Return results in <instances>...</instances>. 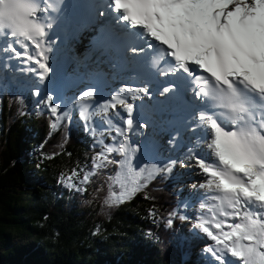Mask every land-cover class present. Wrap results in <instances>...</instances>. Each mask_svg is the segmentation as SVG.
Listing matches in <instances>:
<instances>
[{
	"label": "snow or ice",
	"instance_id": "snow-or-ice-1",
	"mask_svg": "<svg viewBox=\"0 0 264 264\" xmlns=\"http://www.w3.org/2000/svg\"><path fill=\"white\" fill-rule=\"evenodd\" d=\"M96 8L104 20L101 32L111 24L115 44L134 34L138 43L128 44L126 53L141 57L160 50L154 58L158 75L183 74L195 104L186 131L203 137L195 135L182 158L137 168L133 161L141 149L131 134L144 127L134 112L136 102L150 95L147 86L124 84L107 97L89 88L71 100L37 87L38 114H47L52 131L73 123L75 112L93 139L90 164L78 163L58 182L87 192L93 177L115 166L103 200L112 207L132 200L157 174L169 176L177 165L197 168L203 181L191 185L166 226L194 219V229L212 242L202 253L217 264H230L229 257L238 264H264V0H108ZM53 10L49 0H0V54L21 61L26 67L20 70L40 84L52 72ZM174 87L170 82L161 94ZM168 143L174 145L175 138ZM201 146L213 160L199 155Z\"/></svg>",
	"mask_w": 264,
	"mask_h": 264
},
{
	"label": "trees",
	"instance_id": "trees-1",
	"mask_svg": "<svg viewBox=\"0 0 264 264\" xmlns=\"http://www.w3.org/2000/svg\"><path fill=\"white\" fill-rule=\"evenodd\" d=\"M7 81L0 85V264H216L202 253L207 245L196 247L193 260L185 255L194 243L177 232L185 221L166 226L184 198L174 173L157 174L112 207L103 200L115 166L93 177L87 192L59 183L78 163L90 164L92 137L75 112L73 123L52 131L26 84Z\"/></svg>",
	"mask_w": 264,
	"mask_h": 264
},
{
	"label": "rangeland",
	"instance_id": "rangeland-1",
	"mask_svg": "<svg viewBox=\"0 0 264 264\" xmlns=\"http://www.w3.org/2000/svg\"><path fill=\"white\" fill-rule=\"evenodd\" d=\"M83 43H84V41H82V44ZM80 47L81 46L77 45V46H75L73 48V50H72V56L73 57H78L80 59L83 57V53H81V51H79ZM60 53H64L66 56L67 55H71V53L69 51L61 50V51H58V53H57L58 57H59ZM50 57H51L50 58V63H51V60L53 58H56V56L53 55V53H51ZM58 60L55 59V61L53 62L54 65H55V63ZM6 64L8 65L7 67L5 66ZM16 66L17 65L15 64L14 67H16ZM20 68H22V67L14 68V70L11 71L10 65L8 64V60L3 59L1 65H0V75L2 73H6L8 75V77L11 80L13 79L14 81H20V79H21L26 84V86L30 88V91H31V94H32L31 97L33 98L32 105L36 106V101L39 98L36 97L33 94L34 90L37 87H39V88H42L45 92H50L51 83L53 81V78L56 77L55 71L53 70V72H51L49 74V79H47L43 84H40L39 81H38V78L33 73H31L28 76V74L26 72L25 75H27V76H25V75L24 76H20L21 73H24V71H21V70L18 71ZM70 69H71V63H70V61H68L67 75H66V77H63V81L66 84L70 85L69 77L72 74H75V73H80L82 75L81 80L77 82L79 84L76 87V89H73V90H70V91L67 90L64 95L59 96V97L71 100L74 96L78 95L80 92H82L84 90H87L89 85H91L96 90H100V91L104 92L102 95H100V97H107L111 93L108 90V87H107L106 83L104 85H102V86H98V85L95 84V82H91L92 78L94 77V74H92L91 77H89L85 81V75L86 74L84 75V73L81 72L80 70L69 71ZM98 77H102V75H100ZM116 85H118V84H116ZM116 90L117 89H115L114 92ZM160 130H161L160 126L158 124H154V126L153 125L149 126V131L147 133L141 134V130L139 129V134L138 135L135 134V133L131 134L133 142L137 141L136 143L139 144L138 140H141V145H140V149L141 150L136 154V157L134 158L133 162L140 163L143 166L144 165L155 166L159 162H161V161H165L166 162L169 159V158H167V155H168L167 151H170V150H174V151L175 150H179L180 151V153L177 156L173 157L172 159H178V158H182L183 157V154H184V152L186 150V147L191 143L192 138L194 137V135L192 133H188V131H186L188 134L183 136V143L185 144V147L184 146H180L178 144V141H176V143L174 144L175 146H171L168 143V141L173 139V138H175V135H173V137H171V138L164 137L163 135H159V131ZM181 130L184 131V132L186 130L182 126V122H181ZM175 153H177V152L175 151ZM199 155L202 158H205V159L206 158L212 159V157L208 153V150L205 147H203V146L200 147ZM172 173H174V178H177L178 181L183 182V184H180V185L177 184L174 187V190L177 191V193H179V191H182V195L184 196L183 200L185 198L189 197V195L191 194V192H192L191 185H193L194 183H200L204 179L203 176L201 174H199V170L197 168H188V167L182 168L179 165H177L174 168ZM198 196H199V193H197V199H194L192 201L193 204H197L198 203ZM185 211H186V214H188V215H191V216L195 215L194 212H192L190 210H185ZM193 223H194V219L193 220H186L185 222H183L177 228V232L178 233H181V234L186 235V236H192L191 239H192V241H194V243L193 244H189L188 245L189 249L187 251H185V255L189 254L190 258L192 260H193V255L196 254V247H201L203 245L209 246L212 243L206 236L201 234L198 230L194 229ZM188 239L190 240V237ZM228 259L230 261V264H238V262L232 260V258L229 257ZM215 263L217 264V262H215Z\"/></svg>",
	"mask_w": 264,
	"mask_h": 264
},
{
	"label": "bare ground",
	"instance_id": "bare-ground-1",
	"mask_svg": "<svg viewBox=\"0 0 264 264\" xmlns=\"http://www.w3.org/2000/svg\"><path fill=\"white\" fill-rule=\"evenodd\" d=\"M85 19L86 20H95L94 18H92L90 15H86L85 16ZM103 20V19H102ZM101 20V21H102ZM95 21H98V20H95ZM84 41H86V40H84ZM71 44H73V42H69V44H68V46H69V48H71L72 47V45ZM87 45V42H84L83 44H82V46L80 47V49H79V51H81V52H83V49H84V47ZM31 50V49H30ZM56 58H57V55H56ZM3 59H6V57H4V54H0V65H1V63H2V60ZM69 61H70V63H71V69L70 70H73V69H76V68H81V65H79V64H76V63H74V61L72 60V57H70V59H69ZM82 61H85V60H82ZM8 64L10 65V69H11V71H13L14 70V66H15V64L17 65V66H21V67H26V65H23L22 64V62L21 61H18V60H16V59H12V60H8ZM16 66V67H17ZM82 67H83V65H82ZM53 70L54 69H52V72H53ZM18 71H20V69L18 70ZM86 75H85V81L89 78V77H91V75L93 74V71H89L88 69L86 70V69H83L82 70ZM7 72V71H6ZM26 72L24 71V73H21V74H25ZM27 74H28V76L31 74V73H29V72H27ZM27 76V75H26ZM33 80V79H32ZM124 83H126V80H124L123 81ZM75 87H77V86H75ZM89 88H92L91 87V85H89V87H88V89ZM28 91L31 93V91H30V88L28 87ZM66 91H67V88H66ZM97 91V94H98V97H100V95H102L104 92L103 91H100V90H96ZM73 92V91H72ZM114 92V90L112 91V93ZM65 93L62 91V92H57V93H55L54 94V96L55 97H59V96H62V95H64ZM170 132H171V135H170V137L171 136H173L174 135V131L173 130H169ZM160 142V141H159ZM136 143V142H135ZM141 143L139 142V145H140ZM145 146V145H144ZM163 147V146H162ZM158 151V150H157ZM175 151L177 152V153H175ZM175 151H167L168 152V155H167V158H170V157H174L176 154L178 155L179 153H180V151L179 150H175ZM166 152V153H167ZM207 160H209V161H211L212 159H208V158H206ZM190 233V232H189Z\"/></svg>",
	"mask_w": 264,
	"mask_h": 264
},
{
	"label": "clouds",
	"instance_id": "clouds-1",
	"mask_svg": "<svg viewBox=\"0 0 264 264\" xmlns=\"http://www.w3.org/2000/svg\"><path fill=\"white\" fill-rule=\"evenodd\" d=\"M142 165V164H141ZM143 166V165H142Z\"/></svg>",
	"mask_w": 264,
	"mask_h": 264
}]
</instances>
